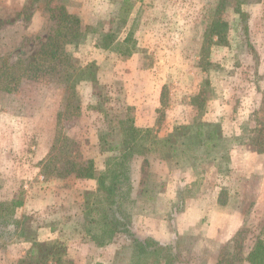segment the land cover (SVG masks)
<instances>
[{
  "label": "rangeland",
  "instance_id": "rangeland-1",
  "mask_svg": "<svg viewBox=\"0 0 264 264\" xmlns=\"http://www.w3.org/2000/svg\"><path fill=\"white\" fill-rule=\"evenodd\" d=\"M60 28L78 33L62 46L72 67L37 58ZM7 69L17 82L0 88V201L23 204L20 225L9 220L0 237V264H133L126 232L103 245L92 238L103 212L115 213L97 176L120 168L127 106L151 135L150 152L131 157L125 173L119 204L130 232L168 247L159 254L167 264H249L264 237V156L244 157L238 146L264 154V0H0V74ZM88 159L94 177L62 174L67 161ZM254 166H263L260 177ZM217 183L229 185L226 212L241 224L230 239L205 238L220 233L218 220L187 230L190 210L173 243L149 233L148 218L180 223L186 200L212 205Z\"/></svg>",
  "mask_w": 264,
  "mask_h": 264
},
{
  "label": "trees",
  "instance_id": "trees-1",
  "mask_svg": "<svg viewBox=\"0 0 264 264\" xmlns=\"http://www.w3.org/2000/svg\"><path fill=\"white\" fill-rule=\"evenodd\" d=\"M74 18V22H78L76 16H71ZM74 22L72 23L74 25ZM66 26V25H65ZM224 26V23L217 24L216 27L212 28V32L216 35L217 39H221L223 34L221 29ZM211 31V30H210ZM68 32V33H67ZM77 32L71 29V31H61L60 30L51 37L50 41L42 46L38 51L37 58L42 56V60L50 59L54 61L58 59L60 61V66L72 67V64L68 62V54L64 53L63 43H68L73 41L77 36ZM62 39V42H61ZM35 69H39L37 63L30 64ZM54 66L51 65L49 70H53ZM4 75L0 74V88L6 91H11V83L16 84V75L10 69L3 70ZM91 75V71L88 72ZM9 77V80L3 84L2 79L4 76ZM2 75V77H1ZM16 78V79H15ZM94 79V76H93ZM75 83L69 85L70 89H74ZM130 106L125 107V113L123 117L118 118L119 124V134L121 137L120 146L121 154L117 158L116 163L120 166L119 170H109L107 173H101L98 178V189L104 192V198L106 203L109 205H115V213L112 212V216H109V209L103 212V229L99 238L92 236L93 240L96 239L98 245H103L108 242L113 234L116 232H126L132 241V263L133 264H148L151 259L154 264H158L160 261H165L164 264H167L166 257L159 259V254L163 250L168 249V247L159 245L158 243H147L135 237L132 234L128 227V222L126 219V213L121 212L120 210V199L126 197L125 190H123V183L130 187L129 177L125 174L128 170V162L131 157L142 156L147 152H150V146L144 144L145 140L149 138L150 129H142L134 124L133 117L129 114ZM169 137L162 140L163 143H167ZM158 143V140H152L151 144ZM258 145L261 147L264 145L263 141H259ZM145 161V160H144ZM74 172L78 177H94L93 173V164L92 159L86 160L84 163L76 164L73 161H67L62 174H68ZM127 182V183H126ZM120 203V204H119ZM23 204L20 197L13 198L9 201H0V237L4 235V230L6 226L10 223V220L13 230H16L20 225L19 220L14 216L15 209L20 207ZM121 212V218H118L117 211ZM111 211V210H110ZM35 243V242H34ZM36 245V243L34 244ZM34 250V249H33ZM34 252V251H31ZM168 256V255H167ZM59 260L56 258L55 261ZM246 260L249 264H264V237H256L251 248L249 249ZM43 264H46V259L42 260Z\"/></svg>",
  "mask_w": 264,
  "mask_h": 264
},
{
  "label": "crops",
  "instance_id": "crops-1",
  "mask_svg": "<svg viewBox=\"0 0 264 264\" xmlns=\"http://www.w3.org/2000/svg\"><path fill=\"white\" fill-rule=\"evenodd\" d=\"M238 147H240V150L242 149V155H246L244 157L249 156L247 158L253 159L252 157L256 156V155H258V156L263 155L264 156L262 151H259L257 149L252 148L250 146V144H248V143H244ZM260 157H262V156H260ZM227 161H228V164H230V162L235 163L230 154H228ZM262 170H263V166H258V167L254 166L253 167V171L255 173H257L259 175V177L263 173ZM241 175H243V173H241ZM244 175H249V174H244ZM214 191H215V197H214L212 205H210V206L206 205V203H205L206 199L201 200L199 198L196 200V202L194 200H192V201L186 200L185 201V207L180 213V215L182 216L180 223L174 222L173 224L171 223V226H170L168 224V222L166 221L168 219L167 215H164L163 217H158L156 220L157 222H155V220H151L152 218L145 219V222L148 225L154 226V228H153L154 231L149 232V233L154 237V239H156L160 243H164V244L173 243L174 237L176 238V236L178 234H183L184 231H186L185 228L183 227V221H184L185 216L188 214V210H190L191 212H189V214H192L193 219L186 220V223H187L186 229L187 230L189 229V231L191 232L192 229L190 230V228H193L192 226L195 225L198 221L199 222L203 221L205 228H209L210 224L212 225V223H213L212 220H218V222L221 223L220 227H222V229H221L222 234H221V231H220V233H218L219 230L216 227L215 230H210L211 235L206 234L205 238L206 239L215 238V240L218 239L221 242L227 241L228 239H230L235 234V232L238 231L241 224L238 223L235 220V218L233 219L232 216L229 217L230 214H227V212H226V211H229L231 209L228 207V204L230 202L229 192H231L229 185L227 184V186L225 187L224 184L217 183L214 185ZM220 191L228 192V198H226V199H225V197L220 198V196H219ZM180 203H183L181 199H180ZM223 212H226V214H224ZM158 225H160V226L162 225V229L159 226V231H155V228ZM196 227H197V225H196ZM221 235H223V236L221 237ZM177 264H182V263L178 262ZM184 264H186V263H184Z\"/></svg>",
  "mask_w": 264,
  "mask_h": 264
}]
</instances>
